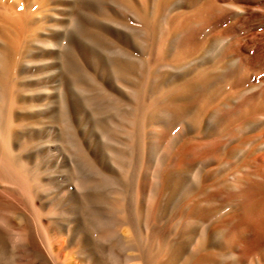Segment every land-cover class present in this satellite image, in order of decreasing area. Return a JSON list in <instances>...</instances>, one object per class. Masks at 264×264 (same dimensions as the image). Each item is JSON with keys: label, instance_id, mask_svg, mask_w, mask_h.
Listing matches in <instances>:
<instances>
[{"label": "bare ground", "instance_id": "obj_1", "mask_svg": "<svg viewBox=\"0 0 264 264\" xmlns=\"http://www.w3.org/2000/svg\"><path fill=\"white\" fill-rule=\"evenodd\" d=\"M46 1L43 24L27 40L31 18L0 2V264H264V164L255 148L244 150L248 136L227 149L220 145L231 134L209 139L222 109L201 117L218 65L231 61L213 56L216 42L201 52L199 0ZM205 4L204 19L212 9ZM254 8L264 12V0ZM155 45L159 57L151 60ZM87 85L108 110L103 132L108 124L121 138L108 140L107 156L83 135L76 140L79 197L62 196L46 223L36 212L47 205L41 189L51 179L42 165L52 169L61 153L46 142L43 164L39 139L60 122L57 89L67 100ZM153 123L165 131L183 123L198 136L171 151L170 140L145 135ZM92 174L102 181L90 186ZM70 178H61L57 194Z\"/></svg>", "mask_w": 264, "mask_h": 264}, {"label": "rangeland", "instance_id": "obj_2", "mask_svg": "<svg viewBox=\"0 0 264 264\" xmlns=\"http://www.w3.org/2000/svg\"><path fill=\"white\" fill-rule=\"evenodd\" d=\"M262 1L263 0H220V1L211 0L212 3L211 14L208 18L206 17V19H204L203 16L206 15L207 7H209V4L207 6V4H205V0H199L195 9L197 10V12L199 11L198 12L199 14L201 13L200 16L202 17L201 25L203 26L199 25V27H201L200 35H199L201 40L200 41L201 52L204 54L205 50L208 48V45L216 42V50L214 51L213 56L216 57L221 56L226 61L229 60L231 61L230 64L231 66H229L230 68L229 67L225 68L221 64L218 65L220 68V73H219L220 77L218 79V85L216 86V89L213 92V94L206 97L201 102L200 109L202 113L201 115L202 118H205L208 112L212 108L219 107V109L223 110L218 114V117L210 127L214 129L212 134L209 136L210 138L206 136L205 139L223 137L231 134L230 138L223 140L222 144L220 145L222 149H227L230 146L235 145L238 140L242 139L245 136H248L250 137L248 140L249 142L243 145L244 150L255 148L256 149L255 156H257L258 159H260L259 157H261L260 161L263 162L264 164L263 161L264 160V20H263L264 12H262L259 8L257 10L254 8V6L257 7L260 6L262 4ZM0 2L5 3L7 6L13 7L15 10L18 11L24 10L31 18L32 23L28 26L27 30L25 31L23 35V39L27 40L35 37V32L38 31L40 26L43 24L44 15L48 12L47 4H46L47 1L46 0H0ZM206 23H208L209 25H206ZM204 26L206 27V29ZM40 31H42V29ZM214 32H216L218 35L217 34L215 35ZM65 41L63 40V43H65ZM162 44H163L162 47H164L166 41L165 42L163 41ZM158 45H155L153 47L152 51L154 52L152 53L151 60H155V58L159 57ZM146 57H148V54L145 55V58ZM228 68L230 69V71ZM92 76L96 78L99 82L101 81V79L98 77L97 74L95 75L92 74ZM73 86L76 87L77 85L74 83ZM87 87L91 88L89 89L90 91L82 92L76 89L75 94L72 95L67 100L66 98L64 99L62 98L63 94L65 93L64 89L62 87H59L60 89L62 88L61 90L59 88L57 89V98L59 102L55 104L54 109L55 111L57 110L56 111L57 115H59L57 117V120H60V122L56 121L58 123L57 124L56 122L54 123L55 133L47 134L46 129L43 128L44 130V131L42 130L43 134L41 133L40 136L41 138L39 137L40 138L39 140L42 144L41 159L43 158L42 160L43 164L44 162H46L47 154L49 152L48 145L45 144L46 142L48 144L52 140H54L56 143H54L53 145L57 147L58 150L60 149L59 151L61 153L60 157L58 156L59 158H57L56 161L57 165L55 164V167H52V169L50 164L47 165L45 163L44 165H42L43 171L47 173L48 177H51V179L53 178L52 180L56 181L55 183L57 184L56 185L55 183H53V181L51 182L50 179L48 180V182L47 181L45 182V184L42 186L41 189L42 194L45 196L44 197L42 195L41 200H43L44 203L46 202L48 206L46 205L44 209L43 208L39 209L36 212L37 213L39 212L38 215H42L43 219L45 218L44 220L46 223L51 222L53 218L58 214L59 212L58 204L63 200L66 194L73 193L75 195L76 193L75 196L79 197V195L77 194H79L80 189L77 185V181L80 177V174L78 173L80 167L79 166L80 159H78L79 157L77 155L75 146L73 147L72 145H74V143H76L77 141L78 142L81 141V139L79 138L81 135H83L88 145L91 148L95 149L96 152L98 151L99 154H102V147L108 148L107 145L108 143H110L109 141L115 143L116 141L114 140H116L117 138L118 139L121 138L119 134L116 135L115 133L112 132L113 127L108 126V124L106 125V132L105 131L103 132L101 125L102 116L103 115L107 116L108 110L106 108L102 109V104L98 102L99 99L96 98V96L93 94L95 91V89L93 90V85H87ZM47 100H48L47 98H44V103ZM100 100H102V98ZM63 103L66 104L67 106L63 105ZM100 108H101V112H99ZM63 113H65V118H64L65 120L63 119V117H61V119H58L60 118V116L63 115ZM112 119L115 120L114 117H112ZM211 123L212 122L208 123V125L210 126ZM163 126L164 125H162V127ZM162 127H160L156 123L149 124L145 128V132H146L145 135L147 136L152 133L156 135L159 134L160 136L164 137L163 143H165V141L167 140H170L171 142H173L170 148L171 151L176 150L177 143L179 142L180 139L190 140L196 138L195 136H198L197 130L195 128L189 127V125H184L183 123L182 124L180 123V125H177L176 127L172 128L170 131L168 130L165 131V129H163L164 130L163 131L161 130ZM71 128H73L72 129L73 131H71ZM61 132L63 133L66 132V133H64L63 135V133ZM63 136H64V140H61V138L63 139ZM70 137L72 139H70ZM68 146H70V148ZM27 148H29L28 142H27ZM107 148L105 151H103L106 154V156H107L106 151L109 152V149ZM159 151L156 152V154L155 153L152 154V158H154V161L156 159H157L156 161H158L163 158L162 156L164 151L162 149H160ZM190 153L191 152H189V154ZM63 159H65L64 165L62 164ZM59 161L61 162L59 163ZM110 163L113 165L114 161L111 159ZM113 168H115L117 171L116 164L113 165ZM64 174L67 175L69 178L70 176L72 177L70 178L71 184L67 192L58 193L59 194L58 195L56 192V188L60 183V181L64 179L65 176ZM126 175L120 173V176L122 177ZM61 178L63 179L61 180ZM57 179L60 180L57 182ZM89 180H90V186H94L96 182L98 183L101 182L102 178L99 175L92 174L89 176ZM51 188H53V190ZM30 213L31 211L29 210V208H27L28 216H32V214ZM53 214L56 215L53 216ZM100 231H97L96 238H99L100 235L102 236V232ZM173 236L174 234L172 233L171 237Z\"/></svg>", "mask_w": 264, "mask_h": 264}]
</instances>
